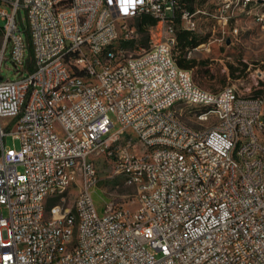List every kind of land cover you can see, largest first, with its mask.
Returning <instances> with one entry per match:
<instances>
[{"label": "built area", "instance_id": "built-area-1", "mask_svg": "<svg viewBox=\"0 0 264 264\" xmlns=\"http://www.w3.org/2000/svg\"><path fill=\"white\" fill-rule=\"evenodd\" d=\"M228 6L213 15L223 33ZM206 13L182 0H0V264H264V94L206 90L177 61L178 30ZM101 156L135 187L134 209L99 210Z\"/></svg>", "mask_w": 264, "mask_h": 264}, {"label": "rangeland", "instance_id": "rangeland-1", "mask_svg": "<svg viewBox=\"0 0 264 264\" xmlns=\"http://www.w3.org/2000/svg\"><path fill=\"white\" fill-rule=\"evenodd\" d=\"M182 1L195 9L207 12L198 16V27L195 31L197 35L205 36L200 43L205 46L191 49V52L184 54L187 58L198 61L193 68H190L195 83L213 92H219L223 87L234 84L243 96L264 94V0H250L247 3L246 0ZM224 5H229L228 14L232 15L225 33L222 32L217 19L213 16L218 8ZM25 15V10H22L18 17H25ZM154 21L155 19L150 15L141 17L142 30L146 31ZM235 29L237 32H234ZM24 36L26 39L25 33ZM148 38L149 33L145 32L129 42L122 43L125 55L138 54L141 48L149 45ZM175 51L179 57L181 50ZM27 56H29V50H27ZM1 74L6 79L17 77L11 60H4ZM179 106L180 103H177L174 108L178 109ZM111 117L114 119L113 114ZM186 119L193 124L191 115H187ZM118 127L119 124L116 122L112 130ZM5 143L7 146H20V141L14 139L12 134L5 136ZM96 166L99 180L93 196L99 210H102L107 202L134 209L136 189L125 182L123 175L115 172L113 161L101 156L96 161ZM79 185H73L69 189L67 204L75 199L80 189Z\"/></svg>", "mask_w": 264, "mask_h": 264}, {"label": "trees", "instance_id": "trees-1", "mask_svg": "<svg viewBox=\"0 0 264 264\" xmlns=\"http://www.w3.org/2000/svg\"><path fill=\"white\" fill-rule=\"evenodd\" d=\"M182 3L187 6L188 8L192 9V6L187 5L184 1ZM156 21H154L155 23ZM26 34V41L28 44V50H29V58L30 60H33V49L31 45V36L28 32V30L25 31ZM205 37V36H204ZM200 35H197L193 31L188 30H178V44H177V50H181V55L177 56L178 64L181 68L190 69L193 68L197 64V60L194 58H187L184 56V54L194 47H196L198 44L201 43V40L204 38ZM203 62V61H199ZM233 70L234 67L232 66Z\"/></svg>", "mask_w": 264, "mask_h": 264}]
</instances>
